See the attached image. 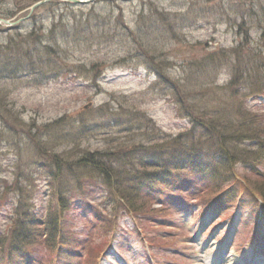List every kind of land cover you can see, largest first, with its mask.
<instances>
[{
    "label": "rangeland",
    "instance_id": "374dc122",
    "mask_svg": "<svg viewBox=\"0 0 264 264\" xmlns=\"http://www.w3.org/2000/svg\"><path fill=\"white\" fill-rule=\"evenodd\" d=\"M170 1L75 4L55 0V4L51 0V6L46 2L33 10L35 18H26L25 28L15 24L6 31L7 26L1 23L0 66L7 70L0 80V89H7L4 106L24 124L32 120L41 126L40 136L52 141L57 135L58 140L53 141L57 152L66 148L74 151L72 154L105 150L111 139L143 140L134 130V118L166 135L188 128L189 121L154 70L183 83H200L196 99L211 105L209 101L227 97L228 92L220 88L229 81L237 63L242 70L253 68L256 74L236 83L231 105L240 101L252 111L264 112V89L252 92L254 79L264 82V0H223L225 5H240V12L234 10L235 23H197L196 30L168 42L156 38L163 25L153 22L162 17V10H170ZM33 3L0 0V13L15 12L11 19L22 18ZM171 18L174 23L175 16ZM33 28L38 35L23 40ZM9 38L14 40L10 46ZM46 46L59 56L46 60ZM37 60L46 64L45 72L30 75L24 71L28 61ZM193 60H201V67L192 64ZM8 68L17 71L13 81ZM84 105L86 109H82ZM133 106L136 110H131ZM62 116L69 120L65 117L61 127L52 125ZM78 118L82 119L79 125ZM70 119L75 121L72 125ZM6 121L0 117V179L15 175L18 165L16 170L12 164L18 156L25 168L37 159L23 131L14 130L16 125ZM3 125L16 134H6ZM36 165L29 177L32 198L28 216L41 221L56 208L58 240L45 244L34 238L33 244H21L9 258L10 264H264V207L246 192L237 194L234 206L216 203L204 207L197 199L185 200L189 197L181 194L182 190L171 194L166 190L159 198L154 196L150 205L160 211L163 204L165 209L151 216L140 213L138 218L123 209L111 211L113 204L98 177L70 199L52 198L49 173L40 163ZM67 188L71 193L76 187L64 178L62 191L68 192ZM180 196L181 201L177 200ZM14 197L9 193L6 205L0 207V234L9 232ZM105 221L112 229L109 233Z\"/></svg>",
    "mask_w": 264,
    "mask_h": 264
},
{
    "label": "trees",
    "instance_id": "16d2710c",
    "mask_svg": "<svg viewBox=\"0 0 264 264\" xmlns=\"http://www.w3.org/2000/svg\"><path fill=\"white\" fill-rule=\"evenodd\" d=\"M52 4L53 2H48L46 5ZM168 6L170 10H162V17L153 22V25H158L160 21V25H163L158 28L160 33L156 38L164 37L168 42L172 39L178 40L179 35L185 37L186 33L196 30L197 23L211 24L225 20L235 23V11L240 12V5H225L223 0H182L180 3L173 0ZM14 13H0V17L9 19ZM31 15L28 20L31 17L35 18ZM173 15L174 23L171 18ZM26 22L27 20H23L21 24L17 23L18 27L25 28ZM10 29L7 28L6 31ZM17 32L15 30L14 35ZM27 34L29 35L22 36L23 40H31L38 35L36 28L29 29ZM13 41L9 42V46ZM51 48L46 46V60L51 56H59ZM37 51L41 54V51ZM28 62V69L24 71H29L30 75L45 72V63L44 65L39 60ZM200 62L201 60L197 62L193 60L191 63L201 67ZM241 67L235 63L234 69L231 70L233 72L231 78L220 88L228 92L227 97L215 98L209 101L211 105L196 99L198 96L194 93L200 90V83H183L159 70H154L157 79L169 89L172 100L189 121L188 128L175 135H166L161 134L156 126L149 128L134 118L136 124L134 130L141 134L142 141L111 139L108 140L109 146L105 150H84L80 154H75L76 152L72 154L74 151L71 152L70 148L57 152V146L53 143L58 140L57 135L50 141L48 137L40 136L41 126L35 125L34 121L31 120L29 124L20 121L8 106H4L7 89H0V117L15 124L14 130L23 131L21 134L29 139L37 156V159L27 163V168L18 156L12 164L14 169L18 165L15 175L10 179L4 177L0 179V207L6 205L9 193L15 196L12 210L9 212V232L0 234V246H3L0 262L6 260L10 264L9 258L15 256L20 245L26 247L33 244L36 241L34 238L42 239L45 244H53L57 237L56 208L52 207L41 221L32 215L28 216V204L32 198L28 190L29 177L39 163L40 167L49 173L48 185L51 187L52 198H61L64 201L70 199L74 192H82L80 190L82 187L88 186L89 181L98 177L105 186L107 200L113 204L111 211L114 213L123 209L138 218L141 216L140 213L143 217L162 212L165 209L163 204L159 208L160 211L150 205L154 196L159 198L158 196L166 190L169 194L182 190L181 194L189 197L184 198L185 200L197 199V202L205 207L222 201L227 205L233 204L237 200V194L241 192L256 194L255 191H258L256 195L264 202V112L252 111L240 101L231 105L236 83L238 84L242 77L244 80L246 75L249 77L256 74L253 68L242 70ZM6 71L5 67L0 66V80ZM47 71L52 70L48 68ZM8 72L13 74L12 81L15 80L16 69L8 68ZM262 89L264 82L254 79L252 92ZM133 107L131 110H136L135 106ZM65 117L62 116L52 125L61 127ZM76 121L79 125L82 119L78 118ZM74 122L70 119L71 125ZM3 128L6 134H16L5 125ZM73 145L74 143L70 146ZM64 178L69 179L76 187L71 193L68 188V192L62 191ZM178 200H182V197L180 196ZM103 226L106 233L112 230L106 221L103 222ZM27 263L29 264V261Z\"/></svg>",
    "mask_w": 264,
    "mask_h": 264
},
{
    "label": "water",
    "instance_id": "95a60500",
    "mask_svg": "<svg viewBox=\"0 0 264 264\" xmlns=\"http://www.w3.org/2000/svg\"><path fill=\"white\" fill-rule=\"evenodd\" d=\"M47 1H50V0H39L37 2H35L34 4H32L30 7H29V12H28V15L31 13V11L36 8L37 6L47 2ZM63 1H68V2H71V3H75V4H82V3H87V2H92V1H95V0H63ZM27 15V16H28ZM26 17L24 18H20L18 20H15V21H8V20H5V19H0V22L6 24V25H14L15 23L21 21L22 19H25ZM85 107V106H84Z\"/></svg>",
    "mask_w": 264,
    "mask_h": 264
}]
</instances>
